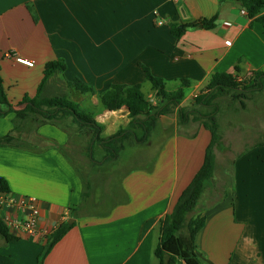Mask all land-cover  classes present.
<instances>
[{
  "label": "crops",
  "instance_id": "0c3cea01",
  "mask_svg": "<svg viewBox=\"0 0 264 264\" xmlns=\"http://www.w3.org/2000/svg\"><path fill=\"white\" fill-rule=\"evenodd\" d=\"M216 15L215 29L189 28L179 40L171 34V24H193ZM18 57L34 61V67L18 63ZM58 60L67 69L49 79L45 97L57 96L55 86L70 88L79 79L97 92L113 84H140L147 98L157 99L145 66L170 91L183 79L191 82L184 107L215 73L233 74L236 68L242 75L264 72V28L242 15L236 4L220 5L219 0H0L1 76L15 111L24 109L19 104L25 96L37 95L45 66ZM81 99L99 109L103 137L118 131L109 130L111 124L126 127L130 122L125 108L102 113L97 96L80 93ZM64 124L37 127L16 121L15 113L0 119V138L12 133L19 141L30 138L45 145L35 147L37 151L0 146V177L10 188L0 198L17 203L35 198L40 209L37 233L29 236L8 224L24 220L27 212L0 204V219L19 238L7 244L0 235V264H38L51 233L72 219L73 228L44 264H160L155 250L161 220L203 166L211 133L200 122L179 125L176 113L161 117L143 145L146 156L134 164L128 158L122 162L123 154L114 164L94 167L90 162L91 169L112 167L111 175L104 191L96 193L90 184L91 196L82 200L81 172L59 149L72 136ZM96 149L100 161L104 154ZM238 153L232 163L233 184L225 181L221 190L211 192L208 184L195 211L206 219L196 236L202 264H264V142Z\"/></svg>",
  "mask_w": 264,
  "mask_h": 264
},
{
  "label": "trees",
  "instance_id": "16d2710c",
  "mask_svg": "<svg viewBox=\"0 0 264 264\" xmlns=\"http://www.w3.org/2000/svg\"><path fill=\"white\" fill-rule=\"evenodd\" d=\"M227 2L236 4L240 10L247 12V17L260 24L264 28V0H219L220 5ZM218 16L210 19H203L193 24L179 25L171 24L172 36L179 40L189 28H196L200 25L206 30L216 27ZM146 81L157 93L159 102L153 104L142 91V86L113 84L105 91L97 92L91 86L84 84L79 79L70 82L68 86L75 91L84 94L97 96L101 107V112H117L127 109L130 122L126 128L118 130L109 137H103L105 126L97 121L100 113L83 109L67 95H57L45 97L43 90L47 82L54 75H64L67 66L64 60L50 62L45 66L44 78L38 88V93L34 98L25 96L20 102L24 109L15 111L10 103L4 88L1 76L0 65V119L10 113L16 114V119L28 121L31 124L42 127L45 125L57 126L61 122L70 121V127H76L79 137L89 140V159L94 166H104L114 164L119 161L121 155L127 149V145H146L159 125L161 117L177 114L178 124L186 126L190 122H200L206 130L211 133V142L206 149L204 164L195 175L189 186L179 197L172 212L161 220L160 241L155 250V255L160 264H202L196 248V236L206 224L205 217L200 215L191 216L195 213L200 200L206 190L207 185L214 179L216 169L215 150L222 141L220 125L216 117L217 109L210 114H202L195 107H212L216 98L231 95L235 99H248V95L264 91V72L253 71L241 74L239 68L235 73H215L210 78L209 83L196 96L192 107L182 106L186 95V89L190 88L189 80H181L180 86L173 91L167 89V85L162 78L154 76L150 69L142 66ZM240 80V81H239ZM246 107L245 102H241ZM0 146L12 147L15 149L34 150L35 146L19 139L12 133L0 138ZM58 147V144H55ZM98 148L104 154L98 161L95 154ZM63 152V147H59ZM41 152V151H39ZM65 154V153H64ZM67 156V155H66ZM85 190L82 200L91 196V183L84 180ZM0 193H10L8 182L0 177ZM64 222L54 230L49 236L38 264H44V259L52 248L73 228ZM0 235L7 244L17 241L19 238L10 234L8 225L0 219Z\"/></svg>",
  "mask_w": 264,
  "mask_h": 264
},
{
  "label": "rangeland",
  "instance_id": "374dc122",
  "mask_svg": "<svg viewBox=\"0 0 264 264\" xmlns=\"http://www.w3.org/2000/svg\"><path fill=\"white\" fill-rule=\"evenodd\" d=\"M191 92L192 89L188 91V94H190ZM200 92L201 90L198 92V95L200 94ZM54 94H65L74 102L79 103V105L83 109L92 111L96 114L99 113V109L89 107L86 99L79 100L80 93L76 92L74 89H70L65 86H55ZM86 96L87 98H90V95ZM195 98L196 97L193 96V99H191L190 101V105L187 104V107H192ZM152 99L155 104L159 102L158 98L156 99L152 97ZM242 101L246 104L245 108L241 104ZM213 104L215 105L209 108L202 106L195 107V109L202 114H210L214 111V109L218 110L216 113V117L220 125L222 141L217 147L216 153L217 169L214 175L216 181L213 180V183L211 184L210 182L208 185L210 192L215 188L221 190L225 181L227 186L231 184L233 172L232 163L234 159L239 155L238 151L240 149L248 148L256 143L264 142V91L249 94L247 100L235 99L231 95L216 98L213 101ZM98 108L101 109V107ZM66 122L68 124H64V126H69L70 130H68V132L70 133V135L72 134V136L70 143H68V146L65 149L63 148V152L67 155L68 158H70V161H72V163H74L77 169L81 172V175L85 179V181H89L93 186H95L94 188L96 189V193L104 191V187L108 183V178L111 175L112 167L91 169V161L88 157L87 151L90 139H78L77 132L75 131L76 127H73V125L70 127L71 124L69 125V121ZM113 124H111V127L109 129L111 131L120 130L123 129V127L126 128L128 126L126 125L125 127L124 125H118V123L117 125ZM181 130L186 131L185 128H180V131ZM109 134L110 131H107L104 136ZM29 139L30 138L25 139L24 142L39 148H43L45 146L40 142H36L34 140L31 141ZM126 148L127 149L123 153L121 161L126 162L127 158L132 159L130 165L134 164L136 162V159L142 158L143 155L146 156V151H148L147 146L129 144ZM133 159H135V161H133ZM201 203L203 204L202 200ZM191 216H195V213H192L190 217Z\"/></svg>",
  "mask_w": 264,
  "mask_h": 264
},
{
  "label": "built area",
  "instance_id": "2783aa9c",
  "mask_svg": "<svg viewBox=\"0 0 264 264\" xmlns=\"http://www.w3.org/2000/svg\"><path fill=\"white\" fill-rule=\"evenodd\" d=\"M242 15L247 16V12L245 10H241ZM17 62L27 66V67H34L35 63L32 60H28L25 58L18 57L16 58ZM240 81V80H239ZM196 97V96H195ZM149 100L153 102L152 97ZM1 203H9L12 206H18L23 208L27 212V216L24 220L21 221H13L9 220L8 224L14 229L18 231H23L29 236H33L37 233L38 224L40 220V209L37 205V200L35 198H25L22 199L19 203L15 202L14 200H7L5 198H0Z\"/></svg>",
  "mask_w": 264,
  "mask_h": 264
},
{
  "label": "water",
  "instance_id": "95a60500",
  "mask_svg": "<svg viewBox=\"0 0 264 264\" xmlns=\"http://www.w3.org/2000/svg\"><path fill=\"white\" fill-rule=\"evenodd\" d=\"M200 27L202 28L203 26H202V25H200ZM73 221H74V219H72L71 221H69V222H68V223H69V225H72Z\"/></svg>",
  "mask_w": 264,
  "mask_h": 264
}]
</instances>
